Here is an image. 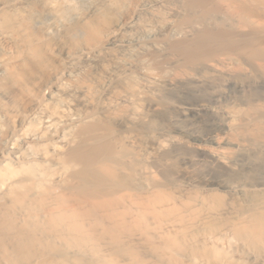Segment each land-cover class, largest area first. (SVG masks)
<instances>
[{"label":"bare ground","instance_id":"obj_1","mask_svg":"<svg viewBox=\"0 0 264 264\" xmlns=\"http://www.w3.org/2000/svg\"><path fill=\"white\" fill-rule=\"evenodd\" d=\"M0 264H264V0H0Z\"/></svg>","mask_w":264,"mask_h":264}]
</instances>
